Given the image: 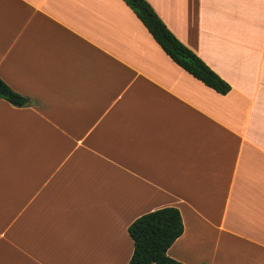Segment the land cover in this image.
<instances>
[{"label":"crops","instance_id":"crops-1","mask_svg":"<svg viewBox=\"0 0 264 264\" xmlns=\"http://www.w3.org/2000/svg\"><path fill=\"white\" fill-rule=\"evenodd\" d=\"M145 1L225 95L122 0H0V264H128L167 207L169 258L264 264V0Z\"/></svg>","mask_w":264,"mask_h":264},{"label":"trees","instance_id":"trees-1","mask_svg":"<svg viewBox=\"0 0 264 264\" xmlns=\"http://www.w3.org/2000/svg\"><path fill=\"white\" fill-rule=\"evenodd\" d=\"M122 1L177 66L216 93L225 95L230 90L225 81L173 36L145 0ZM0 98L17 107L28 104L25 97L12 91L1 79ZM127 231L133 243L128 264H182L166 254L169 247L183 233L181 216L176 208H161L144 214L134 220Z\"/></svg>","mask_w":264,"mask_h":264}]
</instances>
